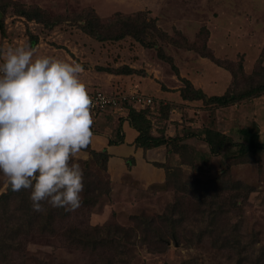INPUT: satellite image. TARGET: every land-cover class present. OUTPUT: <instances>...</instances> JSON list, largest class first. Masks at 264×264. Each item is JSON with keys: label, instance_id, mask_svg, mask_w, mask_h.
Wrapping results in <instances>:
<instances>
[{"label": "rangeland", "instance_id": "1", "mask_svg": "<svg viewBox=\"0 0 264 264\" xmlns=\"http://www.w3.org/2000/svg\"><path fill=\"white\" fill-rule=\"evenodd\" d=\"M8 1L11 9L6 20L13 19V26L19 24L17 26L20 30L17 33L16 30H13V34L18 39L13 44L21 52L22 49L26 51L27 55L28 50L32 51L28 44L31 36H33L38 39L36 49L42 53L67 54L75 63L80 65V61L83 59L84 64L96 69L101 64L107 63V61L103 62L104 54L107 55L108 60L111 59L110 54H112L117 59H126L124 61L126 63L133 60L134 62L140 61V57L133 56L135 46L138 44L139 48L146 52L145 58L150 62L151 71L155 70L154 72L158 76L155 82L158 84L161 82L159 72H164L167 74L168 81L175 82V85L181 83L183 87L182 79H190L193 80L190 82L195 84L192 83L194 87L197 86L198 82L207 86L206 94L208 96H221L230 83V70L236 74V77H239V80L240 78L244 79L247 85L251 81L253 84L262 81L264 0ZM19 5L22 7L38 6L48 13L51 21L59 20L61 23L48 28L38 22L20 20L16 10L20 7ZM91 9L97 12L103 22H107L118 13L130 16L137 12H144L148 18L156 20L157 27L167 35V38H157V46L151 49L141 46L130 37L118 42H99L82 31L81 26L84 21L78 22L76 20ZM207 41L222 61V65L230 70L225 68L223 70L213 61L200 56H205L204 53L209 52L206 49ZM14 46L12 47L15 48ZM194 47H198L197 51L195 50L197 54L191 52V48ZM159 50H162L161 52L166 58L173 59L175 67L161 58ZM19 64L24 68L21 63ZM24 70L26 74L34 75L27 72L25 68ZM176 70L179 71L182 79L177 76ZM151 71L150 74H147L151 75ZM9 82L0 79V89L7 88L13 94L15 93V96L21 98L22 95H18L17 90L22 92L23 88L16 90L11 85L14 83ZM16 86L30 87L27 82L20 80ZM257 98L255 100L250 98L243 103L241 102L244 105L241 114L245 112L246 119L241 116L239 107L234 108L233 117L232 111L226 110L229 107L217 108L206 105L203 101H197L198 104L195 108L189 105L187 108H191L193 114L185 113L181 132L188 146L193 149V152L189 151L187 159L188 163L193 166H187L183 159L180 160L179 165L171 166L173 168L180 167L182 176L185 174L201 178H213L223 173L230 166L227 170L230 172L228 174L230 181H242V183L248 184L247 190H253L249 194L246 207L240 205L243 206V215L233 217L232 222L238 224L242 230L252 226L256 234L264 236V151L253 156H244L241 158V163L235 161L232 163L231 161L233 160L231 159L232 156L238 153L239 144L244 143L245 136H249L259 129L261 140L264 141V98L258 100ZM70 112L71 110L64 111V114L58 116L57 119L67 115L63 121L70 124ZM38 114L36 118L43 114V117L40 118L45 125L43 133L36 130L34 123L26 127L18 126L11 113L8 110H3L0 106V167L9 170V175L0 181V195L15 179L25 177L30 182H39L43 175H35V167L46 163L63 151L66 147L64 138L77 137L75 127L67 132L66 129L59 127L57 119H46L45 111L41 115ZM116 114L117 116L120 115ZM88 121L92 123L91 120ZM187 123L193 125L187 126ZM177 125L180 124L177 123ZM114 127L115 125L111 129L114 130ZM205 128H213L222 132L226 139L233 143V146L226 153L218 156L212 155L203 137L197 134L198 130L201 131ZM246 129L248 131H244ZM116 133L112 132V135L117 138ZM74 155L77 159L82 157L88 159L84 154V156L81 155L79 144ZM164 155V151L162 154L158 152L153 159L155 162L152 163V166L161 163ZM81 165L82 168H71V177L79 178L80 173L86 171L82 161ZM144 170L140 174L136 173L141 181H136L131 175H126V177L124 174L115 183L112 179L113 176L110 175L116 187H113L112 197L108 200L109 203L106 205L107 202H105L103 204L105 206L102 208H86L80 222L90 227L99 228L116 226L123 231L132 233L134 225L129 219V215L136 213L145 217H157L159 212L163 213L166 206L175 202L177 197L178 202L185 201V198L173 189V185L155 192V185L158 183L148 185L145 184L146 181H142L144 180L142 177H146L148 180V177L150 178L154 174L152 173L153 169L147 164V168ZM151 182H153V178ZM239 202L242 203L243 201L240 200ZM72 216H74L73 213ZM0 223V232H5V225ZM198 234L197 231L195 235L198 237ZM194 240V246H187L183 241L176 243L171 240L165 252L155 253L148 246L140 244L139 236L136 241L133 237L130 255L125 254L120 264H182L191 259H199L202 264L225 263V259L219 255L198 248L197 238ZM39 261L48 264H106V252L104 249L94 248L85 251L75 249L63 239V236L61 237L58 229L54 228L52 234L39 232L29 236L25 235L22 238L20 252L15 253L13 251L9 252L7 256H0V264H38Z\"/></svg>", "mask_w": 264, "mask_h": 264}, {"label": "trees", "instance_id": "2", "mask_svg": "<svg viewBox=\"0 0 264 264\" xmlns=\"http://www.w3.org/2000/svg\"><path fill=\"white\" fill-rule=\"evenodd\" d=\"M7 1L0 0V12L3 14L0 20V49L5 37L6 17L11 9ZM19 6L16 8L17 15L25 18L27 22H38L48 28L61 23L59 20L51 21L48 13L38 6ZM147 16L144 12L130 16L118 13L107 22H103L97 12L91 9L76 20L84 21L81 26L82 31L99 42H118L130 37L141 46L151 49L157 46V38L165 39L167 35L157 27L155 19ZM36 45L38 39L31 36L28 47L33 50ZM197 49L198 47L191 48V52L197 54ZM206 49L209 52L204 53L205 56L200 55L202 58L213 61L223 70H230L222 65V61L209 46L208 41ZM161 51L159 50L161 58L173 65V59L166 58ZM10 63H15L22 72L25 71L18 62L0 65ZM261 66L262 81L254 84L251 81L249 85L244 79L239 80V77L230 70L231 84L221 96H208L201 88L194 87L189 80L182 79L179 71L176 70L177 76L183 82L181 97L187 102L203 101L206 105L227 108L250 98L264 96V65ZM98 70L116 75L135 73L128 67L98 68ZM0 79L12 81L14 83L11 84L12 88H23L16 86V83H19L17 78ZM28 90L30 96L24 101L22 97L15 96L7 88L0 89V106L11 113L18 126L26 127L34 123L36 130L43 133L45 125L40 119L43 114L36 118L30 102L33 87H28ZM39 104L42 106L41 103ZM156 106L155 104L153 108L146 110L130 107L124 117L117 116L112 110L98 112L94 116L96 118L94 122L88 121L75 129L76 138H64L66 147L63 151L46 163L35 167V175H43L39 182H30L25 177L11 181L6 191L0 195V222L5 225V232H0V256H7L13 251L20 252L22 238L25 235L39 232L52 234L56 228L61 237L63 236V239L75 249L84 251L90 248L104 249L106 264H120L125 254L130 255L133 237L136 241L138 236L140 244L148 246L155 253L165 252L171 240L176 243L183 241L187 246H194V238H197L198 248L225 259V263L215 264H264V236L256 234L252 226L242 230L238 224L232 222L233 217L243 215V206L246 207L245 205L248 204L249 194L253 190H247L248 184L242 181H230L228 177L230 172L227 171L230 166L213 178H201L185 174L182 176L180 167L173 168L169 163L155 164L159 168H164L166 172L165 180L155 185V192L173 185V189L183 196L185 201L178 202L177 197L175 202L166 206L163 213L159 212L157 217H145L136 213L129 215L134 225L132 233L116 226L90 227L80 222L86 208H102L105 202L107 205L112 197L113 187H116L108 172L110 154L92 148L91 135L95 132L94 127L99 126L104 116L110 120L116 119L114 130L117 132V139L111 140L110 145L118 143V139L120 143L124 142L123 125L127 122L138 133L135 141L137 148L144 151L166 148L168 154L179 156L187 166H193L187 161L188 153L193 152V149L188 146L182 137L183 134L178 133L174 136L167 134L164 122L170 120L171 107L163 104ZM66 110L47 107L45 114L57 119ZM197 134L203 137L210 153L214 156L228 152L233 146V143L226 139L225 134L216 129L205 128L198 130ZM244 139V143L238 146L237 155L232 156V163L233 161L241 163V158L244 156H253L264 151V141L261 140L259 129L245 136ZM78 144L81 155L84 154L88 159L74 157ZM81 161L86 171H82L79 178L71 177V168H82ZM8 172L6 168L0 167V181L9 175ZM240 200L243 202L240 203ZM197 231L198 237L195 235ZM38 264L48 263L39 261ZM182 264L202 263L199 259H191Z\"/></svg>", "mask_w": 264, "mask_h": 264}, {"label": "crops", "instance_id": "3", "mask_svg": "<svg viewBox=\"0 0 264 264\" xmlns=\"http://www.w3.org/2000/svg\"><path fill=\"white\" fill-rule=\"evenodd\" d=\"M233 8V7H231ZM230 8V9H231ZM21 20H25L22 17H19ZM12 20H6L7 27L5 29V37L3 39V43L0 49V64L3 63H9V62H16L21 63L24 68L29 72L30 74H34L35 76H41L48 78L50 80H53L60 85H63L65 87L71 88V89H86L90 91L94 90H101L107 93H122V92H129L130 89H135L140 92L145 93L147 96L154 98L155 104L158 106L159 104H163L166 106L171 107V117L170 120L167 122H164V125L166 124L167 127V134L170 136H174L178 133H182L181 129H183V123L185 118V113L188 112V114H193L191 111H193L189 107V105L193 108L196 107L198 104L195 102H187L184 101L181 97V88L182 84L175 85V82L168 81L166 78L167 74L164 72H159V75L161 77L160 84L156 83L155 80L158 78V76L155 74V70L153 72L151 71L150 62L146 60V52L142 51L138 44L135 46V51L133 53L134 57H140V61L134 62L131 61L129 63L124 62L126 59H117L110 54L111 59L108 60V57L106 54H104L103 62L107 61L109 64H101L99 68L103 69H119L121 67H128L131 70H134L135 73L131 74H112L106 71H99L96 67V69H93L91 66L84 64V60L81 59L80 65L78 63H75L72 58L69 55L64 54H55L54 52H46L42 53L40 50L34 48V50L30 51L28 50V55L26 54V51L22 52L19 50V48H16L14 46L13 42L18 40L16 38V35H14V31L16 30V33L19 32L18 26L19 24H16L13 26ZM10 42V43H9ZM14 46L15 48H13ZM13 48V49H12ZM59 53V52H58ZM107 58V60H105ZM143 58V59H142ZM86 60V59H85ZM144 64V65H143ZM144 69V70H142ZM151 75H148L147 73ZM146 73V76H145ZM163 79L164 83H163ZM167 80V81H166ZM196 81L198 79H195ZM189 81H193L190 80ZM231 76H230V83L227 87L229 88L231 84ZM178 82V81H177ZM193 83V82H192ZM194 84V83H193ZM172 85V86H171ZM195 85V84H194ZM201 89H203L205 92H207V86H203L200 82H198L197 86ZM226 89V91H227ZM17 90V89H16ZM225 91V93H226ZM224 93V94H225ZM15 94V93H14ZM18 95H22V99L25 101L30 96V91L28 90V87H23L22 92L17 90ZM34 90L32 91L31 95L33 96ZM31 96V109L34 110L35 116L41 115L43 111H45L46 108L43 106H40V104L35 101ZM263 97L257 98L262 99ZM254 98L253 100H255ZM243 103V102H242ZM241 104L233 105L226 110L232 111V115L234 117V108L239 107L240 114L242 112L243 106ZM42 105V104H41ZM156 106V107H157ZM174 112V113H173ZM116 113V112H115ZM70 124L65 123L63 119L65 116L58 118V125L61 127V129H66L68 132L72 127H75V129L78 126H83L88 120H91V122L95 121V117L89 118L87 112L84 113L83 111L79 110H71L70 112ZM119 117H124L126 115H118ZM241 116L246 117V113H242ZM46 119L50 120L53 119L52 116H45ZM246 119V118H245ZM61 120V121H60ZM63 121V123H62ZM101 123L99 126H95L94 130L95 132L91 135L92 136V148L98 152L106 151L110 154V160L108 164V172L111 176H113L112 179H114L115 183L117 182L119 178H121L124 174L131 175V177L135 178L136 181H141L136 173L140 174L141 171H145L144 169L147 168V164L152 167V173H154L150 178L148 177V180L146 177H142L146 181L148 185H152V183H161L166 178V172L164 168H159L155 164L152 166V163L155 162V155L159 153H165L164 156H162V162L159 164H166L169 163L172 166L179 165L180 159L178 156H174L167 153V150L165 148H159L154 149L150 151H144L141 148H137L135 145V141L137 139L138 133L132 129L129 124L126 122L123 125V135H124V142L123 143H116L114 145H110V141L113 139H117L116 136L114 137L112 135V132H115V130L111 129L112 126L115 124L116 119L110 120L107 118V116H104L101 118ZM112 122V124H110ZM180 124L179 126L177 125ZM110 124V125H109ZM63 125V126H62ZM192 123H187V126H192ZM233 125V124H232ZM179 127V128H178ZM240 129V128H239ZM117 135V133H116ZM53 140V137H52ZM53 142V141H52ZM132 159L134 161H132ZM148 171V170H147ZM156 176V177H155ZM127 177V176H126ZM153 178V182H151V179ZM157 178V180H156Z\"/></svg>", "mask_w": 264, "mask_h": 264}, {"label": "built area", "instance_id": "4", "mask_svg": "<svg viewBox=\"0 0 264 264\" xmlns=\"http://www.w3.org/2000/svg\"><path fill=\"white\" fill-rule=\"evenodd\" d=\"M10 77L25 81L34 86L32 98L44 108L58 107L67 110H79L93 118L98 112L112 110L120 115L127 113L130 107L138 110L153 108L152 97L135 89L122 93H107L101 90L71 89L45 77L29 75L20 70L15 63L0 65V78Z\"/></svg>", "mask_w": 264, "mask_h": 264}, {"label": "water", "instance_id": "5", "mask_svg": "<svg viewBox=\"0 0 264 264\" xmlns=\"http://www.w3.org/2000/svg\"><path fill=\"white\" fill-rule=\"evenodd\" d=\"M3 18V14L0 12V20Z\"/></svg>", "mask_w": 264, "mask_h": 264}, {"label": "bare ground", "instance_id": "6", "mask_svg": "<svg viewBox=\"0 0 264 264\" xmlns=\"http://www.w3.org/2000/svg\"><path fill=\"white\" fill-rule=\"evenodd\" d=\"M152 108V107H151Z\"/></svg>", "mask_w": 264, "mask_h": 264}]
</instances>
